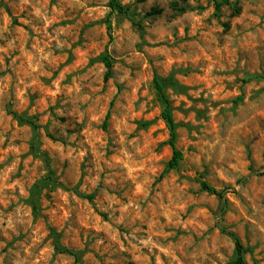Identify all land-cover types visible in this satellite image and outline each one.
<instances>
[{"label":"rangeland","instance_id":"1","mask_svg":"<svg viewBox=\"0 0 264 264\" xmlns=\"http://www.w3.org/2000/svg\"><path fill=\"white\" fill-rule=\"evenodd\" d=\"M118 1L0 0V264H264V0Z\"/></svg>","mask_w":264,"mask_h":264},{"label":"trees","instance_id":"2","mask_svg":"<svg viewBox=\"0 0 264 264\" xmlns=\"http://www.w3.org/2000/svg\"><path fill=\"white\" fill-rule=\"evenodd\" d=\"M215 9L218 11L222 5L221 0H212ZM108 7L110 9L111 13H117L119 15L126 16L128 18H132V13L130 12L129 7L122 5L118 0H109L108 2ZM180 11H184V9H180ZM162 11L161 9L159 10H154L152 11L153 14H160ZM234 12L236 14L240 13V8L235 7ZM227 27V25H225ZM108 29H110V25H108ZM101 61L103 62L105 68H106V75L105 79H108L111 77L112 73V63L109 55L105 54L103 57H101ZM252 80H264V74L261 75H256L250 78H247L245 82H249ZM153 87L155 91L157 92V95L159 97V100L162 103L163 109L161 112V118L165 122L168 131H169V140H168V145L172 149V157L169 160V162L166 165V168L163 172L167 173L171 170H174L178 167L180 161L182 160V153L176 149V141H177V134H176V128L177 125L175 124L173 118H172V112H171V107H170V101L168 97L166 96L164 92V86L161 82V80L155 75L153 78ZM15 119H17L21 123H26L29 124L33 128H37L35 122L32 119L26 118L24 116L16 115L13 112H9ZM104 126H106V121L104 123ZM264 174V171H263ZM200 187L203 191L215 195L220 199H223L224 196V190H217L214 187L210 186L207 182L205 181H200ZM228 235L232 237L234 240V245H235V258L233 261V264H246L244 260V255L246 253V249L243 247V245L240 243V241L233 235L232 233L228 232ZM56 249L61 252V253H68V254H73L72 252L59 248L56 246Z\"/></svg>","mask_w":264,"mask_h":264}]
</instances>
